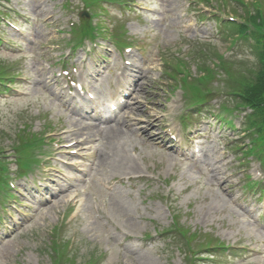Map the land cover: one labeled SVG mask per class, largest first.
Here are the masks:
<instances>
[{"label": "rangeland", "instance_id": "374dc122", "mask_svg": "<svg viewBox=\"0 0 264 264\" xmlns=\"http://www.w3.org/2000/svg\"><path fill=\"white\" fill-rule=\"evenodd\" d=\"M63 1L9 2L12 11L19 8L34 23L23 28L24 31L31 32L29 44L11 35L13 33L7 32L1 37L3 50L0 49V61L11 65L14 71L18 70L20 77L27 78V81L21 79L22 83L11 91H19L20 96H12L13 93L10 92L0 100V148L8 155L13 152L10 149L14 145L12 140L25 122L33 132L50 126V131L56 133L62 126L67 127L66 122L74 120L65 115L61 108L57 97L59 86L55 81L59 78L53 76L47 66L50 61L59 59L60 54L67 53L69 47L66 44V31L75 18L74 14L84 8L83 0H69L67 5H63ZM237 1L247 2L252 9L255 2L264 4V0H212L207 7L197 0L199 7L223 18L233 15L239 18L240 14L244 15V8L240 7L242 4ZM188 2L189 0H138L130 3L136 11L125 12V8L119 7L112 8L111 14L105 15V25L108 28L106 35L116 37L115 43L118 39H123L131 45L137 44L139 37H143L145 41L146 52L142 56H134L136 69L143 66V78L138 81L140 90L134 94V104L127 108L126 115L131 112L133 115H140L142 120L152 121V116L156 113L166 120L163 123L175 129L179 124L176 117L182 113V91L174 90V83L166 78L160 67V55L169 50H185L187 41L197 38L208 41L201 40L203 46L209 48L208 51L217 49L215 52L222 53L224 57L229 54V41L224 43L217 37L213 39L215 43H211L207 39L216 32L213 20L197 22L196 12L189 10ZM234 8L238 10L233 11ZM121 15L122 18L119 17ZM11 19L16 21L17 17L13 16ZM117 26L124 28L125 33L122 34ZM102 28L101 18L94 16L91 21L82 20L77 23L79 35L76 36L88 38L91 37V30L101 34ZM11 36L21 41L17 46L18 50L7 48L8 41L12 45L17 42L9 38ZM150 41L152 42L147 45ZM109 48L113 49L111 45ZM237 52L239 57L251 60L255 58L252 51L244 46H240ZM149 56L150 60L147 62ZM112 57H115L114 52ZM79 59L77 54L73 57V62H78ZM208 62L213 67L219 59L213 57ZM191 69L196 73L195 61ZM217 82L215 80L213 84L217 86ZM96 87L99 89L98 96L102 99L104 95L111 93L106 77H102ZM223 102L224 98L219 94L211 101L217 106ZM217 106L214 108L217 109ZM214 111L209 113H217V110ZM241 117V114L231 117L237 128L242 123ZM141 126L143 125L135 121L129 122L122 129L124 132H121L119 139L123 140L120 143L119 139H109L114 149L107 147L109 143H106L100 150L104 156L106 153L112 156L111 162L106 164L97 160L93 180L65 193L63 199L73 192L88 193L84 204L72 219H64L61 224L66 209V206L61 209L63 199L58 205L53 203L50 207L38 209L35 217L22 230L5 242L0 241V264H51L54 251L51 237L56 225L61 226L65 235L71 239L70 242L67 241L66 248L69 261L61 262L62 264H83L90 255L96 258L94 264H183L178 251L179 240L170 243V238L158 237L154 229L155 224L159 228L170 224L171 212L162 202V197L158 196L164 195L168 189L172 190L170 197L174 200L180 222L191 231H197L202 237L212 234L231 246L243 243L259 250L251 254L241 252L234 258L228 257L226 264H264V231L257 230L254 222L258 201L255 200L256 195L245 188L248 171L252 175L264 176V169L259 161L250 162L251 157L246 156L245 159L242 152L233 148L224 150L222 145H229V140L223 138L221 145L210 144L208 154L199 163L190 164L176 152L163 147L168 145L163 142L164 132L161 129L150 127L151 131L147 134V131L139 128ZM225 128L226 131H221L220 134H227L233 140L240 135V132L236 135V129ZM158 132L161 138L158 137ZM217 134L216 130L214 136ZM243 143H248V139L242 140L241 145ZM235 156L238 158L235 159ZM239 160L243 162L240 163ZM119 161L122 164H118ZM60 171L62 172L61 169ZM133 172L139 173L129 174L127 177L146 173L147 179L120 182L117 178ZM165 179L170 181V185H167ZM149 219H154L156 223H151ZM145 231L152 233V241L139 240ZM126 236L133 239H125ZM200 240L193 244L196 245ZM220 254L223 255V252Z\"/></svg>", "mask_w": 264, "mask_h": 264}, {"label": "trees", "instance_id": "16d2710c", "mask_svg": "<svg viewBox=\"0 0 264 264\" xmlns=\"http://www.w3.org/2000/svg\"><path fill=\"white\" fill-rule=\"evenodd\" d=\"M259 12L255 13L253 15V21H256L257 19V25L260 28H264V13L262 12V17L259 16ZM259 35H256L258 39L256 40L257 43V55L258 59L260 58V64H258V71L259 73L255 72L253 73L251 82L249 81H243L240 84L239 93L243 96V98L252 106V109L254 110L252 114L250 115V120H252V123L256 124L257 122L260 124V127L262 129V134L264 133V35L261 33H258ZM246 82V83H244ZM258 108H262L260 112H258ZM258 112V113H257ZM260 117H258V116ZM249 121V120H248Z\"/></svg>", "mask_w": 264, "mask_h": 264}, {"label": "bare ground", "instance_id": "6f19581e", "mask_svg": "<svg viewBox=\"0 0 264 264\" xmlns=\"http://www.w3.org/2000/svg\"><path fill=\"white\" fill-rule=\"evenodd\" d=\"M117 123H118V124L121 123V120H118ZM121 131H122L121 128H120V129H115V130H113L112 138H116L117 135H118V133H121ZM105 136L108 137V135H105ZM108 138H109V137H108Z\"/></svg>", "mask_w": 264, "mask_h": 264}]
</instances>
